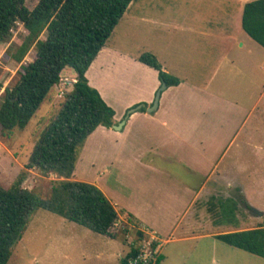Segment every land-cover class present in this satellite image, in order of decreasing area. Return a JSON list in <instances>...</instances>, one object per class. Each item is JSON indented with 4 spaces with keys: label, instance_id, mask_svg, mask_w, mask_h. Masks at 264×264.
Instances as JSON below:
<instances>
[{
    "label": "rangeland",
    "instance_id": "rangeland-1",
    "mask_svg": "<svg viewBox=\"0 0 264 264\" xmlns=\"http://www.w3.org/2000/svg\"><path fill=\"white\" fill-rule=\"evenodd\" d=\"M247 1L134 0L107 44L134 58L152 51L185 81L181 90L165 89L160 103L180 106L169 119L177 121L176 130L186 134L190 143L183 142L185 137L169 140L163 126H153L151 133L143 127L128 132L124 147L111 142L118 139L120 133L115 131L121 129L104 133L96 130L84 143L70 178L97 185L112 203L121 206L124 200L138 205L143 196L155 205L168 202L169 188L187 193L192 197L196 227L194 233L188 230V235L199 236L186 238L187 227L182 225L160 253L157 248L152 250L158 238L144 232L141 239L140 225L134 227L121 217L111 230L114 236H110L40 208L29 217L8 264H121L134 245L145 258H151L154 252L162 254L159 264H264V257L215 237L264 226V205L258 209L262 215L255 213L253 207L244 204L242 188L252 201L264 204V47L242 26L237 29L240 5ZM37 2L27 0L26 6L33 9ZM142 15L149 19L145 22ZM26 34L23 23L17 22L11 37L0 45V98L20 79L22 66L36 57L35 47L21 62L14 56ZM41 38H46V32ZM147 68L139 60L115 64L119 83L114 85L117 94L110 102L119 117L125 115L120 91L126 79H143V91L156 84L158 76ZM61 76L25 129L15 128L2 135L0 125L3 187H10L25 171L23 186L45 197L52 184L63 179L53 172L45 174L27 167L41 131L56 117L72 89V75L64 71ZM223 172V182L216 181ZM187 187L193 190L191 194ZM200 188L203 192L198 195ZM226 198L238 202V225L219 219L218 199Z\"/></svg>",
    "mask_w": 264,
    "mask_h": 264
},
{
    "label": "trees",
    "instance_id": "trees-1",
    "mask_svg": "<svg viewBox=\"0 0 264 264\" xmlns=\"http://www.w3.org/2000/svg\"><path fill=\"white\" fill-rule=\"evenodd\" d=\"M133 1L38 0L29 9L27 0H0V45L11 37L16 23L22 22L27 34L15 58L21 62L32 47L36 48L35 59L22 66L20 79L7 87L0 98L2 135L28 126L60 83L65 68L71 67L77 73L72 89L65 95L56 117L41 131L27 163L28 168H37L45 174L53 172L63 179L55 181L45 197L23 186L25 171L10 187L0 185V264L9 263L29 217L40 208L97 233L114 236L111 230L118 222L120 211L97 185L70 178L88 137L99 126L111 128L118 124L115 109L89 83L86 73ZM242 28L264 47V0L245 3ZM137 60L157 70L160 82L168 87L181 83L178 76L164 69L152 51L140 53ZM139 111H147V104ZM218 201L219 219L225 224L238 225V202L233 198ZM127 220L134 227L139 226L133 214L128 213ZM138 233L141 239L145 237L144 231ZM216 238L264 257V226L221 233ZM158 243H153V251ZM162 258V254L154 252L146 261L141 249L134 245L121 264H159Z\"/></svg>",
    "mask_w": 264,
    "mask_h": 264
},
{
    "label": "crops",
    "instance_id": "crops-1",
    "mask_svg": "<svg viewBox=\"0 0 264 264\" xmlns=\"http://www.w3.org/2000/svg\"><path fill=\"white\" fill-rule=\"evenodd\" d=\"M243 8L244 6L242 7L240 5V10L237 15L238 16L237 29H241L242 26ZM141 18L144 19L145 22L149 19L146 15H142ZM216 38H218V36H216ZM230 39L232 40V38ZM119 62L127 65L130 62H137V58L136 57L134 58L125 51L123 52L122 50H118L116 46L110 47L106 43V45L101 49L98 56L92 62L86 73L89 83L99 90L103 98L110 105H112L110 99L112 98V95L116 93L114 89L115 87L114 85H118L119 83L114 72L117 69V68L114 69L115 64ZM148 68L154 70V71L151 70V72L154 74L155 77L158 76L157 70H155L150 66H148ZM148 68L147 70H150ZM164 69L172 73V70H170L166 66H164ZM64 71L68 72L69 75H72L71 79L73 82L76 81L77 73L73 68L67 67L64 69ZM184 84L185 81L181 79V83L179 85L167 87L168 88L167 90H173L174 88L177 90L178 89L181 90ZM158 85H161L159 76L158 79H156V84H154L153 87H148L149 88L148 91H143V86H144L143 79L142 81L139 80V78L137 80L134 78L126 79V81H124L123 90L120 91L122 95L121 97L123 99V107L125 113L129 108L134 107L136 104L138 105L140 103H145L147 104V107L151 106L153 104L154 96L156 95ZM165 93L166 91L162 92L161 94L162 97H160V99L163 98ZM179 107L180 106L175 103H169V104L167 103L163 106L161 103H159L158 109L154 110L153 112H148V111L143 112L138 110L132 113V115L128 118L126 124L121 129V131H115L113 127L106 128L105 126H99L96 130L102 131V133L110 130H114L115 132L120 133V135H116L118 139L116 141H111V142L113 144L118 143V146L120 144H122L123 146L127 144V138L125 137L126 136L125 134H127L128 132H132L133 130L143 127V128H147V130H149L151 133L153 130V126H155L156 129H159L160 126H163L164 128H167L165 130L168 133L167 137H169V140L173 136H176L180 139H182V137H185V139H182L183 142L190 143L187 140L189 139V137L186 134L183 135L182 131L178 132L176 130L177 121L175 122V119L174 121H172V119H169L170 113L172 111H175L176 109H179ZM122 117L124 118V116ZM122 117L121 116L119 117L116 111L115 121L120 122ZM185 124L186 123H184L183 127H186ZM200 156L203 157V155ZM224 178H225V173L223 172L222 174L218 175L216 181L220 180L221 182H223ZM238 185L242 187L240 183H238ZM242 188L244 190L245 199L248 202V204L251 206V208L253 207L256 209H262L261 206H263L264 204H259L252 201V198L249 197V195L245 192L244 187ZM187 189L188 192H190V194L193 192V190L190 187H187ZM200 189L201 190L197 193L198 195L203 192V188ZM122 198L124 197L122 196ZM167 198H168V202L159 203L157 205H155L153 202L149 201L148 199L144 198V196H143V201L138 205H135L134 203H128L127 200H124V204H123L124 206H121L117 202H113L117 210L122 212V214L120 213V217L123 220L128 221L127 214L128 213L133 214L136 220L139 222L142 231H144L145 233L150 232L151 236L153 235L156 238H158L156 240L157 242H159L157 246V250L159 249L160 253L164 243L173 240L174 236H171L172 233L176 229L182 227V225L187 227L186 238H193L194 236L195 237L199 236L198 234L196 235L191 234L190 236L188 235V230L191 233H194L195 232L194 228H196L193 226L192 217L194 215V212L192 210L193 201L191 195L189 197L187 193L179 194L169 188V193L167 194ZM144 200H146V202ZM120 209H123V211ZM184 218H186L185 219L186 223H184ZM167 234L169 235V238L164 239L163 235H167ZM200 235L205 236L203 234ZM176 239L177 238H175V240Z\"/></svg>",
    "mask_w": 264,
    "mask_h": 264
},
{
    "label": "water",
    "instance_id": "water-1",
    "mask_svg": "<svg viewBox=\"0 0 264 264\" xmlns=\"http://www.w3.org/2000/svg\"><path fill=\"white\" fill-rule=\"evenodd\" d=\"M167 84L165 82H162L159 89L156 91V95H155V99L153 101V104L149 107H147V111L148 112H153L154 110L158 109V106H159V103H160V97H161V94L162 92L167 89ZM142 107H146V104L145 103H140L134 107H131L129 108L125 115H124V118L118 123V124H114L113 125V128L115 129H122L124 127V125L126 124V121L128 120V118L132 115V113L138 111L139 109H141ZM253 211L259 215H262L263 213L256 209V208H252ZM133 264H138V263H133Z\"/></svg>",
    "mask_w": 264,
    "mask_h": 264
},
{
    "label": "built area",
    "instance_id": "built-area-1",
    "mask_svg": "<svg viewBox=\"0 0 264 264\" xmlns=\"http://www.w3.org/2000/svg\"><path fill=\"white\" fill-rule=\"evenodd\" d=\"M144 259L147 261L148 258L147 257L146 258L144 257Z\"/></svg>",
    "mask_w": 264,
    "mask_h": 264
}]
</instances>
